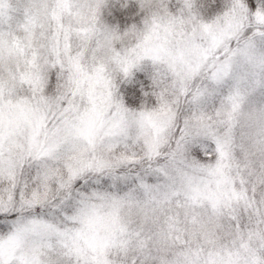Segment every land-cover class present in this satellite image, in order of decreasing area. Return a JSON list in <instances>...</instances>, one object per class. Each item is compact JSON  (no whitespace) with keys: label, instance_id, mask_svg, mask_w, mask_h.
Segmentation results:
<instances>
[{"label":"snow or ice","instance_id":"obj_1","mask_svg":"<svg viewBox=\"0 0 264 264\" xmlns=\"http://www.w3.org/2000/svg\"><path fill=\"white\" fill-rule=\"evenodd\" d=\"M0 264H264V0H0Z\"/></svg>","mask_w":264,"mask_h":264}]
</instances>
